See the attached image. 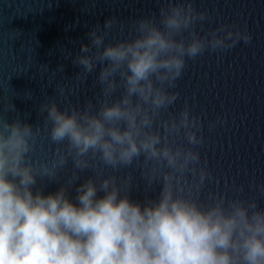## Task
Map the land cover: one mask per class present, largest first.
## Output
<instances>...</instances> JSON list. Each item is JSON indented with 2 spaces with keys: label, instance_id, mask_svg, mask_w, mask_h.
I'll list each match as a JSON object with an SVG mask.
<instances>
[{
  "label": "clouds",
  "instance_id": "9594fccd",
  "mask_svg": "<svg viewBox=\"0 0 264 264\" xmlns=\"http://www.w3.org/2000/svg\"><path fill=\"white\" fill-rule=\"evenodd\" d=\"M157 2L159 18L133 21L127 38L106 42L114 29L124 31L115 17L89 32L90 44L81 46L73 63L82 68L77 87L99 65L95 102L89 99L82 108L68 103L61 111L53 98L39 106L47 113L43 131L56 146L50 161L30 155L40 126L19 116L9 123L0 114V264H264L258 196L242 198L239 185L234 198L208 191L201 199L213 180L198 151L204 143L201 118L187 102L178 114L164 116L179 97L173 89L188 60L206 51L226 53L251 43L252 36L227 23L201 35L197 26L212 19L207 10L198 11L193 0ZM221 122H211L210 130ZM177 138L187 143L177 144ZM69 158L68 183L79 178L77 170L92 169L103 197L97 198L93 179L76 189L78 206L63 186L46 196L40 189L33 194L37 177L55 179ZM134 164L149 187L163 185L158 199L143 207L127 195L131 174L104 178L105 169L115 173ZM248 187L264 195V183L253 180Z\"/></svg>",
  "mask_w": 264,
  "mask_h": 264
},
{
  "label": "water",
  "instance_id": "95a60500",
  "mask_svg": "<svg viewBox=\"0 0 264 264\" xmlns=\"http://www.w3.org/2000/svg\"><path fill=\"white\" fill-rule=\"evenodd\" d=\"M193 4L212 17L202 29L197 26L201 35L227 23L241 31L246 28L252 41L247 45L240 42L226 53L206 51L188 60L173 89L179 97L164 116L178 114L187 102L192 113L201 118L204 143L198 151L201 164L206 162L213 176L201 199L208 191L234 198L236 187L243 185L241 197L258 196L259 207L264 209V195L248 187L253 180L258 185L264 183V0H193ZM161 6L157 0H0V114L9 123L19 116L22 123L42 128L36 150L30 154L34 161H50L56 147L43 131L47 113L41 114L39 106L55 98L61 111L68 103L82 108L100 94L96 82L99 65L85 84L77 87L75 79L82 68L73 59L82 45L90 44L89 32L97 26L103 29L105 22L115 17L124 23V31L114 29L106 42L127 38L133 21L153 14L158 19ZM61 65L62 72L58 70ZM60 87L65 88L67 99L59 95ZM69 88L75 91L69 93ZM10 104L15 111H7ZM218 118L222 122L210 130L209 124ZM176 143L187 142L177 138ZM72 172L69 158L55 179L37 177L33 194L40 189L46 196L63 186L68 199L78 206L76 189L93 179L97 198L105 195L92 169L77 170L79 178L69 184ZM141 172L140 165L134 164L115 173L105 169L104 178L131 174L127 195L143 207L148 200L158 199L163 185L155 182L149 187ZM121 187L126 185L121 183Z\"/></svg>",
  "mask_w": 264,
  "mask_h": 264
}]
</instances>
